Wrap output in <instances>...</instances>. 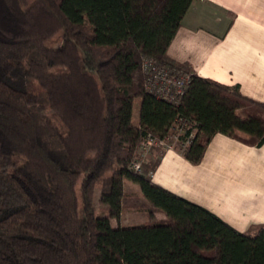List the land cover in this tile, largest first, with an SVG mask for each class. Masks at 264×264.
I'll return each mask as SVG.
<instances>
[{
	"label": "trees",
	"instance_id": "1",
	"mask_svg": "<svg viewBox=\"0 0 264 264\" xmlns=\"http://www.w3.org/2000/svg\"><path fill=\"white\" fill-rule=\"evenodd\" d=\"M193 0H0V264H264L240 233L135 173L142 139L184 127L200 163L215 134L264 143V103L194 74L177 105L145 88ZM139 101L137 122H132ZM138 186L149 226L112 227ZM107 207L102 217L94 206Z\"/></svg>",
	"mask_w": 264,
	"mask_h": 264
},
{
	"label": "crops",
	"instance_id": "2",
	"mask_svg": "<svg viewBox=\"0 0 264 264\" xmlns=\"http://www.w3.org/2000/svg\"><path fill=\"white\" fill-rule=\"evenodd\" d=\"M167 56L199 78L264 103V0H193ZM149 179L240 233L264 230V143L254 147L215 134L200 163L165 150Z\"/></svg>",
	"mask_w": 264,
	"mask_h": 264
},
{
	"label": "built area",
	"instance_id": "3",
	"mask_svg": "<svg viewBox=\"0 0 264 264\" xmlns=\"http://www.w3.org/2000/svg\"><path fill=\"white\" fill-rule=\"evenodd\" d=\"M143 71L147 91L155 97L174 105H177L184 96L190 77L193 74L192 71L185 72L167 64H156L150 60L143 62ZM184 130L182 126L176 127L164 139H157L147 134L140 143L137 159L131 164L132 171L140 173L141 165L155 149L160 150V154L171 149L178 153L181 152L193 137L191 132L185 141L180 142L179 136L184 134Z\"/></svg>",
	"mask_w": 264,
	"mask_h": 264
},
{
	"label": "rangeland",
	"instance_id": "4",
	"mask_svg": "<svg viewBox=\"0 0 264 264\" xmlns=\"http://www.w3.org/2000/svg\"><path fill=\"white\" fill-rule=\"evenodd\" d=\"M139 101L136 100L133 104L132 122H137ZM160 150L155 149L151 152L145 162L141 165L140 173H150L153 165L160 156ZM125 193L126 196L122 203V211L120 216L116 219H112V227H134V226H149L160 220L161 213L154 212L153 215L149 214L148 208L146 207V201L141 196L140 190L137 185L125 182ZM99 188L95 190L94 206L98 214L102 217L107 215V207L102 206L98 202Z\"/></svg>",
	"mask_w": 264,
	"mask_h": 264
}]
</instances>
